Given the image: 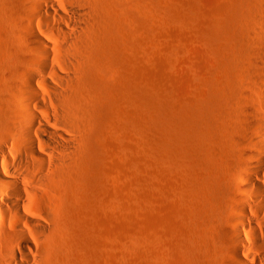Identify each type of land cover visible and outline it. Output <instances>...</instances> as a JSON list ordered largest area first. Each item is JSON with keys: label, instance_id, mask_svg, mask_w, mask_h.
Wrapping results in <instances>:
<instances>
[{"label": "rangeland", "instance_id": "rangeland-1", "mask_svg": "<svg viewBox=\"0 0 264 264\" xmlns=\"http://www.w3.org/2000/svg\"><path fill=\"white\" fill-rule=\"evenodd\" d=\"M25 2L0 0V98L15 100L26 66L15 26ZM99 10L104 27L76 72L73 169L47 207L45 264L230 263L223 233L264 85V0H100Z\"/></svg>", "mask_w": 264, "mask_h": 264}, {"label": "bare ground", "instance_id": "bare-ground-1", "mask_svg": "<svg viewBox=\"0 0 264 264\" xmlns=\"http://www.w3.org/2000/svg\"><path fill=\"white\" fill-rule=\"evenodd\" d=\"M19 4L24 13L15 26L26 66L18 71L22 80L14 86L15 100L0 98V118L11 122L4 120L0 129V157L8 170H0V264H45L54 232L47 207L59 192L57 181L72 172L69 157L78 143L67 131L82 114L76 72L104 21L100 0ZM258 26L264 30L263 22ZM255 56L264 78V34ZM255 96L256 121L246 138L249 163L236 174L238 205L223 233L228 264H264V85Z\"/></svg>", "mask_w": 264, "mask_h": 264}]
</instances>
